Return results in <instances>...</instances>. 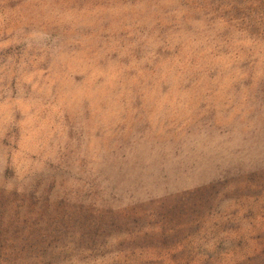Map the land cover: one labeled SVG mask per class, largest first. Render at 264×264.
<instances>
[{"label":"rangeland","instance_id":"374dc122","mask_svg":"<svg viewBox=\"0 0 264 264\" xmlns=\"http://www.w3.org/2000/svg\"><path fill=\"white\" fill-rule=\"evenodd\" d=\"M14 194L76 215L32 264H264V0H0L2 225Z\"/></svg>","mask_w":264,"mask_h":264},{"label":"trees","instance_id":"16d2710c","mask_svg":"<svg viewBox=\"0 0 264 264\" xmlns=\"http://www.w3.org/2000/svg\"><path fill=\"white\" fill-rule=\"evenodd\" d=\"M196 196L192 198L193 201L183 199L176 202H170L167 200L163 204L154 207L151 211H155L154 215H158L161 211L170 210L173 214V218H171V222H174L176 216V210L179 212L184 211L185 209L192 210L191 208L194 205H198V203H203V199L194 200ZM17 194H14V200H17L16 204H14V218L11 215V219L9 222H6L5 225L0 223V243H5L8 239L9 233L12 230V235H10L11 241H13L14 249L13 253L11 251L8 252L9 254H14V264H32L38 262L40 259L43 258H54L57 255H68L71 252H76V244H71L68 241H62L61 236L63 235L62 232L59 230L49 229V226L52 225H63L70 220L73 219L76 215L72 212H69L68 217L62 211V205L59 200H56V203L50 204L46 208L43 206V210L40 211L39 215V222L41 224H45L44 228H35L34 224L36 223V218L31 215L32 206L31 204L28 206L26 204V200L20 201ZM181 203V204H180ZM131 207V206H130ZM126 212H118L116 213L106 211H100L99 213L92 214L91 217L94 218L96 223L92 225H98L96 229H94L89 237H94L98 235V238L101 239L104 235H106V231L110 228H113L117 224L120 225L121 221L125 223V221H138L140 219H144L145 213L140 212L141 208H138L136 205L132 206L131 209L126 207ZM130 209V211H129ZM33 211V210H32ZM39 212V211H38ZM44 214H48L47 222L43 220ZM125 215V217H124ZM143 215V216H142ZM180 215V214H179ZM123 216V217H122ZM88 216L84 217L87 219ZM178 217V216H177ZM4 218V217H2ZM88 222L91 221V218L87 219ZM36 225V224H35ZM85 225V224H84ZM83 225V226H84ZM84 234V231H80L79 235ZM156 240V238H154ZM105 246L108 243L104 244Z\"/></svg>","mask_w":264,"mask_h":264}]
</instances>
